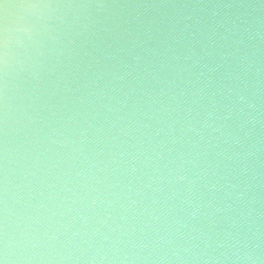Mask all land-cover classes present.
Instances as JSON below:
<instances>
[{"label":"water","instance_id":"1","mask_svg":"<svg viewBox=\"0 0 264 264\" xmlns=\"http://www.w3.org/2000/svg\"><path fill=\"white\" fill-rule=\"evenodd\" d=\"M4 0V264H264V0Z\"/></svg>","mask_w":264,"mask_h":264},{"label":"snow or ice","instance_id":"2","mask_svg":"<svg viewBox=\"0 0 264 264\" xmlns=\"http://www.w3.org/2000/svg\"><path fill=\"white\" fill-rule=\"evenodd\" d=\"M4 0H0V6H2ZM23 4H28L31 7H36V3L33 0H22ZM6 21L2 14V7H0V64L5 61V44H4V28ZM0 264H4V261L0 259Z\"/></svg>","mask_w":264,"mask_h":264},{"label":"clouds","instance_id":"3","mask_svg":"<svg viewBox=\"0 0 264 264\" xmlns=\"http://www.w3.org/2000/svg\"><path fill=\"white\" fill-rule=\"evenodd\" d=\"M32 8H35V7H32ZM14 16V13L12 10H9L8 12V20L5 24V28H4V44H5V63H7L6 61V56H7V47H8V43H9V27H10V21H11V18Z\"/></svg>","mask_w":264,"mask_h":264}]
</instances>
